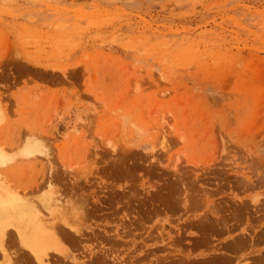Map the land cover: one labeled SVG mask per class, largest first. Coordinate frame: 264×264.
Segmentation results:
<instances>
[{
	"label": "rangeland",
	"instance_id": "1",
	"mask_svg": "<svg viewBox=\"0 0 264 264\" xmlns=\"http://www.w3.org/2000/svg\"><path fill=\"white\" fill-rule=\"evenodd\" d=\"M0 110L48 264H264V0H0Z\"/></svg>",
	"mask_w": 264,
	"mask_h": 264
},
{
	"label": "bare ground",
	"instance_id": "2",
	"mask_svg": "<svg viewBox=\"0 0 264 264\" xmlns=\"http://www.w3.org/2000/svg\"><path fill=\"white\" fill-rule=\"evenodd\" d=\"M41 148H42V145L39 142L30 141V142H27L26 145L23 147L22 154L26 156V155L33 154L35 152H40V151H42ZM6 159H8V157L6 158L5 156L4 157L0 156V164L5 163ZM4 188L5 187L0 186V223H2V222L7 223V221H9L10 217H13L14 214L20 215V216H21V214L26 215V217L24 216L25 219L22 221H27L30 224L29 229H27V230L23 229V226L20 223L21 221H19V222L17 221V223H13V225L11 224V226H14L16 231H17L16 232L14 230L18 236L17 238H19V240H20L19 244L21 246L23 245L27 249L26 251H31V253H33L35 258L38 259L41 264H48V262H47L48 258L47 257L50 256V258H51L53 255L52 253H54V251H57V252H59L60 250L62 251V249L59 246L60 242L59 243L57 242L58 239H61V236L59 235L60 238L57 239L56 231L54 229L53 224L49 225L47 220L43 219L42 217L38 216L37 214H34V215L31 214L33 211H37V209L35 207V206H37L35 204L36 202L34 203L35 206H32V202L29 201L30 199L22 200L18 195L11 194L10 192L5 191ZM52 188H51V185H49L47 193L44 196H41V201H40V199L38 200L39 202H41V204L46 209H50V207L52 205H54V204H50V203L54 202L55 207H56V205H58L57 203L60 202L61 197L57 196V197H59V198H57L55 196L56 192ZM24 198L25 197H23V199ZM31 200H33V199H31ZM56 201H58V202H56ZM60 204L61 203H59V205ZM59 205L57 207H59ZM29 213L32 216H30ZM11 214H12V216H11ZM59 222L60 221H58L57 223H59ZM22 223H25V222H22ZM64 223L66 225H68L69 227H72L74 229L77 228L76 226L74 227V225H71L69 223V221L64 222ZM77 230H78V228H77ZM72 231L74 232L75 230H72ZM1 232H3L2 228L0 229V233ZM65 233H67V232L65 231ZM69 234H70V232H69ZM4 235H5V232L0 235V238L3 242L5 241ZM1 248H3V247H1ZM34 256H33V258H34ZM13 261H14V259H13Z\"/></svg>",
	"mask_w": 264,
	"mask_h": 264
}]
</instances>
